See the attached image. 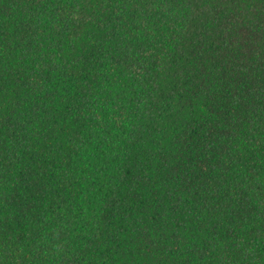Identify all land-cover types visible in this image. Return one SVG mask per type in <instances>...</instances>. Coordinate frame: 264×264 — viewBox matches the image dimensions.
<instances>
[{"label": "trees", "instance_id": "16d2710c", "mask_svg": "<svg viewBox=\"0 0 264 264\" xmlns=\"http://www.w3.org/2000/svg\"><path fill=\"white\" fill-rule=\"evenodd\" d=\"M0 264H264V0H0Z\"/></svg>", "mask_w": 264, "mask_h": 264}]
</instances>
